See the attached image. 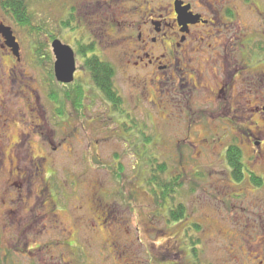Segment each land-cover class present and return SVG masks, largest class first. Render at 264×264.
Returning <instances> with one entry per match:
<instances>
[{
  "label": "rangeland",
  "instance_id": "374dc122",
  "mask_svg": "<svg viewBox=\"0 0 264 264\" xmlns=\"http://www.w3.org/2000/svg\"><path fill=\"white\" fill-rule=\"evenodd\" d=\"M161 1L27 0L30 28L18 27L0 7V19L19 43L24 70L22 78L18 71L13 75V91L23 80L35 91L32 100L38 98L41 116L30 113L6 125L0 122V146L5 138L20 143L18 162L0 154V264H193L194 249L202 264H264V0H230L236 16L228 28L208 25L193 31L200 38L191 45L196 51L188 52L193 66L181 53L182 73L173 78L185 93L182 106L179 99L158 97L157 86L140 91L126 84L124 76L135 70L123 65L139 43L115 50L125 49L119 65V56L110 58L116 61L123 109L135 116L138 134L151 137L150 144L140 136L134 149L132 143L127 146L132 131L120 133L119 119L116 123L106 115L92 91V120L73 115L59 122L53 116L48 93L50 86L60 90L61 84L53 75L52 42L61 40L77 53L87 42L82 37L91 33L100 45L93 22L99 26L106 13L112 23L121 19L120 37L123 25L136 18L134 10L142 17L165 6L167 1ZM216 31L230 40V49L218 45L224 37ZM108 33L114 35L112 29ZM239 34L248 37L239 43ZM247 40L250 62L239 49ZM211 56L216 58L202 67ZM246 62L248 68L238 72ZM200 68H208L201 77ZM76 80L86 83L83 72ZM12 102L13 110L26 108L23 99ZM230 145L240 150V181L226 162ZM153 158L154 169L165 163L162 180L179 177L173 202L184 207L181 222L168 224L166 209L146 186ZM16 169L26 179L19 181ZM250 172L261 181L255 184ZM190 223H197L199 231H191ZM102 245L109 246L106 253Z\"/></svg>",
  "mask_w": 264,
  "mask_h": 264
},
{
  "label": "flooded vegetation",
  "instance_id": "af4514ba",
  "mask_svg": "<svg viewBox=\"0 0 264 264\" xmlns=\"http://www.w3.org/2000/svg\"><path fill=\"white\" fill-rule=\"evenodd\" d=\"M166 1L167 3L165 4V6L160 7L161 11L159 10V8L149 9L147 13H145L142 17L141 14L139 15L140 12H136L137 10H134L136 14L131 16L133 18H136L132 21H128L126 24L123 25V33L120 34V37L119 30H117V27L122 29L121 19L117 20L116 18H114V23H112V20L110 21V19L108 18V13H106V20L101 19L100 21H98L99 26L96 24L97 22H93L94 28L99 33V35H97V38H99L101 41L100 45L96 44L95 39L90 35L91 33L82 37L84 39H87V42L83 47H78L77 53H75L69 45L64 44L70 47L74 54L76 71L73 75V82H75L76 80V75L81 71L85 76V81L88 87H86L82 107L76 108L73 106V102L71 101V99L69 97L64 96V93L67 91V93H69L71 91V88H68L67 86L61 84V89L58 90L56 94L57 99L56 101L52 102V113L54 118L56 117L57 120L61 122L60 120L62 119H68L73 115H77L83 120L87 118L92 120L93 118L89 116L92 114L88 115V111L92 109L88 103V101L93 102V97H90V91H92V93L95 95V100L98 99V101H100L105 107L106 115L110 116V118L114 117L116 123L117 119H119L120 122L117 123L119 132L122 133L123 130L132 131H128L130 138L128 141H125V143L127 146H130L129 144L132 143L130 147H132V149L135 148V146L140 140V135L138 134V130L140 127L136 122L135 116L132 117L130 116V113L124 111L123 106L122 110L120 111L114 110L113 106L105 100L101 92L94 87V84L92 82H90V76L85 70V61L91 60L92 62H96L99 65L103 63L109 64L114 68L115 71L116 61L114 62V60L111 59L112 57L119 56V59H117L116 63L121 62V56H123V54L125 53V49H122V53H120V50L118 52L115 50L117 48H120L121 46L124 48L125 46L130 44L129 42L139 43L140 45H135L136 48L132 49L133 51H135V55L128 58L126 63L123 65V67L128 68V70L132 68L135 70L128 72V74L124 76V78H126V84H129L135 90L140 91H146L148 86L151 88L157 86L159 88L158 93L155 90L154 91L159 95L158 97L163 98L165 101H170V99H179L180 105L182 106V104L184 103L183 99L186 98L183 97L185 93L183 91V87L178 86L177 81L173 78L176 73L177 75H179V73H182V67H180L181 53L186 58H188V62L190 61L191 67L193 66L192 59L188 56V54L190 53L188 52L192 49L194 50V47H191L193 41L200 40L198 34L193 33V31L199 26L208 25L212 27L216 26V28L222 29L228 28V26L230 25V23L233 22V19L236 16V10H234L235 7L233 1L231 2L230 0H194L196 5L193 2L186 0ZM159 2L163 1L159 0ZM154 10L157 12L160 11V15H155ZM6 17H8V15ZM74 26L76 27V25ZM3 28H9L12 31V34L19 46L17 38L13 33L12 27L3 23V21L0 19V31ZM109 29H112L114 31V35H110L108 33ZM115 32L117 37H115ZM125 33H128L129 36L125 37ZM216 34L220 35V31H216ZM220 37H224V40L223 42L219 41L218 45L223 44L222 47L229 45V39H227L223 35H220ZM244 37L240 34L238 35V40H240L239 43L243 42V40L246 39L248 35ZM58 41L62 43L61 40ZM249 43V40H247L244 44L242 43L239 45L240 51L248 56V59L246 58L247 62L248 60L250 62L249 58L251 56L250 54L246 53L247 46L250 47ZM229 47H232V45L230 44L228 48ZM156 51H160L161 54L157 56L156 54L158 52ZM195 51L196 50H194V52ZM93 58L95 59L92 60ZM215 58L216 57H213V59ZM213 59L211 56L209 58L210 61H205L202 64V67H207V65L213 62ZM21 61L22 60L20 55V47L19 55L18 57H16L13 53V49L7 45L6 40L0 33V122H2V125H6L8 122H15V117H17L18 115L20 118H23V116L26 117L30 113H35L39 116V118L41 117L39 112L40 109L38 98L36 97L37 101L35 102L32 100V97L34 98V96H36L34 90H32L27 84L24 85L23 83L25 82L23 80H19L16 92L13 91L15 89L13 87V83H16V81L13 80V75L15 74V72L18 71L19 77H24V70L22 69V65L20 63ZM76 62H78L82 66V69H80L81 66L78 69V67L76 66ZM142 62H146V64H143ZM247 62L246 64L244 63L245 65H243L242 67H238V72L243 70V68H248ZM221 67L222 69L223 67L226 68V64L222 63ZM203 69L206 70L208 68H200L198 70L199 77H201ZM115 74L113 77V85L117 90L118 96L121 97V90H119L118 86L116 85L117 83L115 79ZM164 79L165 81H167V84L163 82ZM27 80L28 82L30 81L29 79ZM196 81L195 84H193L194 89H197ZM221 85L222 84H220L219 86ZM215 87L217 91L218 85H216ZM69 96L72 97L71 93L69 94ZM171 96H173L174 98H171ZM14 97L23 99L26 103V108L22 110L20 109L18 111L16 108L13 110V105L15 104L12 101ZM185 103L188 106V102ZM180 105L178 106L180 107ZM65 107H67L68 110L65 109ZM249 137L250 139L252 138L250 135ZM11 144V141L7 138L2 140L0 146V154L1 156L4 154L2 156L3 159L5 158V160L7 159L8 162L12 163L9 157L11 154L12 158H14L16 162H18V157L15 155V152L16 148L20 145V143L12 145ZM14 165L17 166V164ZM16 172H19L20 174V176L18 177L19 181L25 178L23 176H25L26 174H24L23 172L21 173L19 169H16ZM22 204L24 205V203ZM33 223L34 220L30 224ZM108 247V245H102L100 248L105 251V249H108ZM113 247L118 248L119 246L113 245ZM107 254L109 255L108 251ZM63 256L64 255H61L62 259ZM63 264L71 263L64 262ZM78 264L89 263L87 261H81L78 262ZM122 264L130 263L125 262L123 260Z\"/></svg>",
  "mask_w": 264,
  "mask_h": 264
},
{
  "label": "trees",
  "instance_id": "16d2710c",
  "mask_svg": "<svg viewBox=\"0 0 264 264\" xmlns=\"http://www.w3.org/2000/svg\"><path fill=\"white\" fill-rule=\"evenodd\" d=\"M26 1L27 0H0V7L2 8V10L12 19V21H14V23L18 27L21 28H30L31 25L30 16L26 8ZM62 26L68 27L67 24H64ZM94 59L95 58H93L92 60ZM85 63V70L90 76V82H92L94 84V87L101 92L102 96L109 104L113 106L114 110H122V97L118 96L117 90L113 85V77L115 74L114 68L109 64L103 63L99 65L96 62H92L91 60H87L85 61ZM65 86L71 88V91L69 93H67L68 91L65 92L64 96L71 99L74 107L81 108L85 97L86 87H88L87 83L83 81V84H81L78 83L77 80H75V82H72L71 84H67ZM57 92L58 90L50 86L48 96L50 97L51 101H56ZM70 93L72 97L69 96ZM140 136V141L144 142L145 144L151 143V137L144 136L143 133H141ZM225 156L232 177H236V179L240 181L244 176V166L241 161L240 150L235 145H230L225 151ZM153 161L155 162L157 160L153 158L152 160H149L148 163L150 174H148L149 178L146 181V186L148 187V190L151 192V194L154 195V197H157V199L159 198L158 202H161L160 206L166 209L165 214L168 224L181 222L186 218L184 207L182 204L175 205L173 202L176 190L180 186L179 177H171L162 180V176L159 175V173L165 172V163L163 162L161 164H157V167L154 169L152 166H150ZM251 177V180L255 184L258 183L257 181H261V179L253 173L251 174ZM199 227L200 226L197 223L189 224L190 230L194 231L195 233L199 231ZM189 228H186L184 230V233ZM193 237H191L192 242H194V240L192 239ZM197 242H199V240ZM194 250H190L192 263L202 264L199 261L196 251Z\"/></svg>",
  "mask_w": 264,
  "mask_h": 264
},
{
  "label": "water",
  "instance_id": "95a60500",
  "mask_svg": "<svg viewBox=\"0 0 264 264\" xmlns=\"http://www.w3.org/2000/svg\"><path fill=\"white\" fill-rule=\"evenodd\" d=\"M0 33L3 35L7 45L13 49L16 57L19 55V46L14 38L12 31L9 28H3ZM52 53L55 58L53 72L55 80L61 84H70L73 82V75L76 71L74 54L72 50L54 40L51 44Z\"/></svg>",
  "mask_w": 264,
  "mask_h": 264
}]
</instances>
